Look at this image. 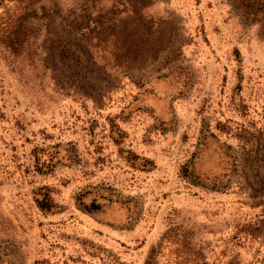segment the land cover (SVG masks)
Returning a JSON list of instances; mask_svg holds the SVG:
<instances>
[{
    "label": "rangeland",
    "instance_id": "374dc122",
    "mask_svg": "<svg viewBox=\"0 0 264 264\" xmlns=\"http://www.w3.org/2000/svg\"><path fill=\"white\" fill-rule=\"evenodd\" d=\"M0 264H264V0H0Z\"/></svg>",
    "mask_w": 264,
    "mask_h": 264
}]
</instances>
